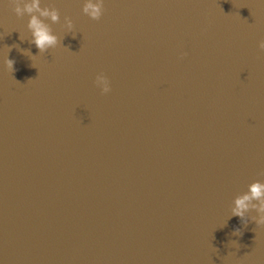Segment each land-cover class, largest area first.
<instances>
[{"label": "water", "instance_id": "obj_1", "mask_svg": "<svg viewBox=\"0 0 264 264\" xmlns=\"http://www.w3.org/2000/svg\"><path fill=\"white\" fill-rule=\"evenodd\" d=\"M54 3L61 45L12 73L6 46L38 50L0 4V264H264V226L227 218L264 180V4Z\"/></svg>", "mask_w": 264, "mask_h": 264}, {"label": "clouds", "instance_id": "obj_2", "mask_svg": "<svg viewBox=\"0 0 264 264\" xmlns=\"http://www.w3.org/2000/svg\"><path fill=\"white\" fill-rule=\"evenodd\" d=\"M4 2L5 0H0V4ZM259 2L264 4V0H259ZM80 4L81 12L91 20H99L103 15L105 0H80ZM7 5L17 18L27 16V34L21 35L19 33L18 39L23 42L27 38L28 43L38 50L36 54H33L30 49H20L18 45L6 46L7 53L2 57V64L12 73L14 60L8 57V52L12 47H16L22 55H26L31 61V65L35 67L34 61L37 56L48 49H54L61 45L63 37L53 32L50 24L46 22L56 23L60 21V12L55 6L54 0H7ZM62 27L64 35L70 34L73 38L75 37L74 22L70 16L65 15L63 17ZM257 47L264 50V39L258 41ZM93 83L102 94L111 90L109 78L103 72L95 75ZM253 210L254 215L251 214ZM231 216L238 217L242 224L251 220L255 222L257 227L264 226V180H253L247 185L246 191L233 197L227 218ZM241 234L240 228H234L231 233L236 237ZM228 243L233 246L238 245L236 240H230Z\"/></svg>", "mask_w": 264, "mask_h": 264}]
</instances>
